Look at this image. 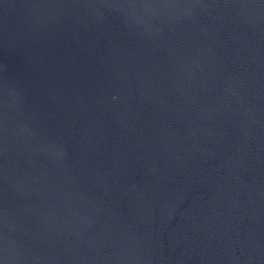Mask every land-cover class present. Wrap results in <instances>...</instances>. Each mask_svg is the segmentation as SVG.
<instances>
[{
  "label": "water",
  "instance_id": "1",
  "mask_svg": "<svg viewBox=\"0 0 264 264\" xmlns=\"http://www.w3.org/2000/svg\"><path fill=\"white\" fill-rule=\"evenodd\" d=\"M0 264H264V0H0Z\"/></svg>",
  "mask_w": 264,
  "mask_h": 264
}]
</instances>
